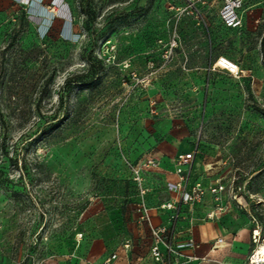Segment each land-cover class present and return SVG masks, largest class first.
Returning a JSON list of instances; mask_svg holds the SVG:
<instances>
[{
	"label": "rangeland",
	"instance_id": "rangeland-1",
	"mask_svg": "<svg viewBox=\"0 0 264 264\" xmlns=\"http://www.w3.org/2000/svg\"><path fill=\"white\" fill-rule=\"evenodd\" d=\"M221 7L0 0V264H90L95 239L123 244L167 203L172 240L196 205L173 199L162 161L188 139L205 167L197 205L223 185L224 204L242 207L241 188L264 232V0L239 30Z\"/></svg>",
	"mask_w": 264,
	"mask_h": 264
},
{
	"label": "crops",
	"instance_id": "crops-1",
	"mask_svg": "<svg viewBox=\"0 0 264 264\" xmlns=\"http://www.w3.org/2000/svg\"><path fill=\"white\" fill-rule=\"evenodd\" d=\"M194 143V139H188L180 147V150H166L169 157L164 158L162 161L164 168H169V170L175 168L173 166H175L174 162L178 155L195 153L198 148ZM165 148L167 149V147ZM204 171L205 167L198 155L192 163L188 190H191L195 184L202 182L201 178ZM172 178L174 183L179 180L176 173L173 174ZM174 194H172L173 199L178 196L176 193ZM178 202H180L179 196ZM253 204L258 203L253 200L251 205L248 204L245 208L237 206V208L228 201L226 202L227 210L225 213L219 215L215 220L203 222L201 219L215 208L212 198L208 197L202 205H196L195 209H190L188 219H195L194 226H191L190 221L187 220L179 221L177 225L172 227L176 243L194 239L197 244L196 249H187L184 254L186 256H195L199 259L192 262L185 260L184 264H211L210 260L207 263L202 262L201 259L203 258L226 259L229 263L240 258L244 264H248L253 247L252 233L256 227L254 219L257 220L255 205ZM160 207L157 205L156 208L151 210V225L147 223L139 225L135 229L134 236L126 238L123 244L113 242L107 237L95 239L88 247L86 259L90 264H157L151 254L153 246L151 228L169 226L168 216L164 217V215L172 212L162 211ZM189 230L192 231L189 233ZM221 238L224 239V243L216 246L217 240ZM127 242L131 244L130 249L125 248ZM162 251H165L164 247H162ZM108 259H112L111 263H107Z\"/></svg>",
	"mask_w": 264,
	"mask_h": 264
},
{
	"label": "built area",
	"instance_id": "built-area-1",
	"mask_svg": "<svg viewBox=\"0 0 264 264\" xmlns=\"http://www.w3.org/2000/svg\"><path fill=\"white\" fill-rule=\"evenodd\" d=\"M222 7L219 11V18L222 24L231 30H239L244 26V16L243 10L246 5L250 2V0H221ZM221 59V58H220ZM219 59V60H220ZM219 63V61H218ZM217 63V64H218ZM234 68L224 69L222 66H218L224 70L232 74L238 75L240 73V67L233 63L231 64ZM198 150L195 153H190L186 155H178L175 159V173L178 176V182L171 185V191L176 193L179 196L180 204L194 206L200 204L205 196L206 189L201 186L200 183L195 184L191 190H188V183L190 178V172L192 168V163L197 156ZM150 165L153 167H159L161 163L158 160L150 161ZM133 168L134 179L140 185V175L139 171L135 167ZM142 195H146L147 190L141 189ZM213 195V202L215 204L214 210L207 213L206 217L201 219V221H211L217 219V217L226 212L227 206L224 204V193L226 192V188L223 185H217L210 189ZM242 189L239 188L233 190L230 194V199L234 202H237L243 208L247 207L248 204L246 199L241 195ZM162 210L174 211L177 208L174 203H167L161 205ZM142 210L144 211L143 220L149 216L148 209L143 206ZM148 221H150L148 219ZM256 224L255 230L252 233V244L253 250L248 259V264H264V256L260 253L262 246H264V234L259 224L258 220L254 219ZM195 219H190V225L194 226ZM192 230H189V233ZM167 227H153L151 228L152 238H153V246L151 249V254L154 261L157 264H184V261L188 262L196 261L199 258L195 256H186L184 251L194 250L197 248V244L194 239H189L186 242L176 243L175 238L167 241L168 234ZM224 243V239H218L216 242V246L222 245ZM130 242H127L125 245L126 249H130ZM162 247H164L165 251H162ZM112 259H108L107 263H111Z\"/></svg>",
	"mask_w": 264,
	"mask_h": 264
},
{
	"label": "bare ground",
	"instance_id": "bare-ground-1",
	"mask_svg": "<svg viewBox=\"0 0 264 264\" xmlns=\"http://www.w3.org/2000/svg\"><path fill=\"white\" fill-rule=\"evenodd\" d=\"M222 58V57H221ZM221 60V59H220ZM219 60V61H220ZM218 65V64H217ZM263 256H264V246H262V248H261V252H260Z\"/></svg>",
	"mask_w": 264,
	"mask_h": 264
},
{
	"label": "trees",
	"instance_id": "trees-1",
	"mask_svg": "<svg viewBox=\"0 0 264 264\" xmlns=\"http://www.w3.org/2000/svg\"><path fill=\"white\" fill-rule=\"evenodd\" d=\"M248 4H249V3H248ZM248 4H247V5H248ZM247 5H246V6H247ZM245 9H246V7H245L244 10H243V16H244V14H245ZM198 155H199V152L197 153V156H198ZM197 156H196V157H197Z\"/></svg>",
	"mask_w": 264,
	"mask_h": 264
}]
</instances>
